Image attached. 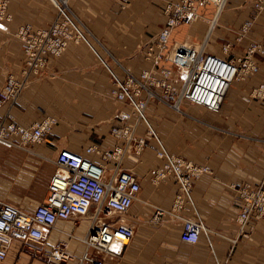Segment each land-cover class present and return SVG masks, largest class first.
<instances>
[{
  "label": "crops",
  "instance_id": "obj_1",
  "mask_svg": "<svg viewBox=\"0 0 264 264\" xmlns=\"http://www.w3.org/2000/svg\"><path fill=\"white\" fill-rule=\"evenodd\" d=\"M56 1L7 0L12 18L0 22V86L8 74H20L23 66L17 28L24 24L35 29L48 26L56 17ZM169 1L178 0H129L124 7L114 0H65L85 40L70 41L61 55L50 56L12 108L15 121L23 126L45 116L55 117L57 123L41 144L20 148L0 141L1 200L31 212L44 200L56 169L54 158L61 148L81 152L90 144L101 149L116 144L110 135L115 113L129 108L110 94L115 89L112 74L121 76L122 68L137 73L150 67L147 45L161 27V12ZM212 2L207 0L200 8L206 16L214 10ZM252 10L243 0H228L218 20L220 29L211 32L210 42L233 41V30L249 19ZM175 30L170 42L202 46L201 29L194 30L200 41L192 44L180 41L182 36L177 37ZM256 35H264V12L257 15L249 32V37ZM214 53L220 55L221 50ZM258 62L257 72L231 84L218 113L201 108L207 113L198 118L151 117L170 154L208 167L207 173L190 178L188 196L179 209L172 207L178 184L171 175L156 178L163 159L156 155V145L144 128L138 126L136 135L144 137L147 145L139 155L130 154L122 160V167L132 170L140 184L125 216L134 235L127 245H113L120 252L104 255L105 264H264V221L251 217L243 228L236 222L242 205L240 188L264 182V102L248 97L264 82V57ZM4 109L0 108V117ZM108 167L110 175L113 164ZM157 210H163L159 218ZM184 217L201 219L208 235L201 234L195 244L181 242ZM85 228L86 222H57L43 250L48 252L62 239L69 242L68 250L79 256L84 249L79 238L85 236ZM19 246L15 242L0 264H12Z\"/></svg>",
  "mask_w": 264,
  "mask_h": 264
},
{
  "label": "built area",
  "instance_id": "obj_2",
  "mask_svg": "<svg viewBox=\"0 0 264 264\" xmlns=\"http://www.w3.org/2000/svg\"><path fill=\"white\" fill-rule=\"evenodd\" d=\"M124 7L129 0H114ZM207 0H178L164 4V21L146 49L149 68L135 73L122 68V77L112 74L113 97L130 106V110L116 113L117 123L110 129L116 144L110 149L87 145L81 152L61 148L54 158L56 169L49 179L44 200L31 212L0 199V262H3L11 246L20 244L45 248L49 232L59 221L78 224L85 221L86 234L79 238L84 249L76 256L69 249V242L58 239L48 251V259L55 263L105 264L104 255L118 254L111 249L113 242L121 246L129 244L134 235L133 227L125 221L131 205L140 190L136 174L122 167L124 157L139 155L146 147V139L136 135L139 123L144 126L148 119L145 110L149 100L158 99L175 112L182 113L183 105L203 107L218 113L230 83L246 79L257 71L256 55H264V38L252 39L249 32L258 14L264 12V0H243L252 7V15L233 30V41L221 46L220 55L202 47L171 44L173 30L182 24H191L203 16L199 5ZM228 0H213V25L218 22ZM7 0H0V22L11 20ZM56 17L42 28L24 24L17 28L16 36L22 44L23 66L20 74H8L0 86V141L24 148L41 144L51 132L56 120L45 116L30 126L15 121L14 108L21 93L38 77L50 56L61 55L70 41L85 40L79 22L69 12L64 0L55 3ZM205 6V5H204ZM203 6V7H204ZM212 30L209 31V34ZM240 45L238 54L231 50ZM186 67L188 72L181 71ZM112 73V72H111ZM249 96L264 101V83L254 87ZM156 145V155L163 159L162 167L155 172L156 178L174 177L179 192L174 199V210L179 209L188 196L190 178L208 172L207 166L187 161L170 154L157 135L146 131ZM112 173L107 175L109 165ZM242 205L236 222L243 228L251 217L264 220V187L262 184H244L239 190ZM163 210H157L159 218ZM179 239L195 244L208 230L199 218H181ZM232 242H236L233 239ZM161 264H168L163 262Z\"/></svg>",
  "mask_w": 264,
  "mask_h": 264
},
{
  "label": "rangeland",
  "instance_id": "obj_3",
  "mask_svg": "<svg viewBox=\"0 0 264 264\" xmlns=\"http://www.w3.org/2000/svg\"><path fill=\"white\" fill-rule=\"evenodd\" d=\"M223 11L224 10H222V12ZM205 13H206V11L203 12V16H205V18H204L202 23L193 24L194 23L193 22L191 24H182V25L177 26L176 27L177 29L175 28L176 30L174 29L175 30V35H177V37L182 36L180 41H185L186 40L190 44L199 42L200 38L198 36V32L197 31H196V33L194 32V30L198 29V28L201 29V32L205 36V32L209 30V26H210V24L208 22V19L206 17H210V19H212L214 14H215L214 11L208 13V14H210V16H206ZM162 16H163V21H164L163 13H162ZM211 24H212V26L210 28V30H212L211 32H213L217 27H218V29H220L219 25H218V22H216V24L213 25L214 22L211 21ZM221 28H222V30H225L224 26L221 27ZM250 38H252V39L264 38V35H260V36L256 35V36H252ZM174 42L175 41H171L170 43L174 44ZM178 43H180V42H176L175 44L178 45ZM208 43H211V47H209L210 49H207V50H209L210 52H213V53L214 52L218 53L220 48H221V46L223 44H225L226 41H221L219 39H216V40L213 39L210 42V39H209ZM232 49H233V50H231L232 53L236 55V54H238V51H240L241 47H240V45H235ZM263 57H264V55H261V56L256 55L254 57V60L257 63V70L259 68L258 59L263 58ZM252 74H254V73H252ZM252 74H250L248 77L252 76ZM121 77H122V75H121ZM259 83H264V82H259ZM110 94H112V96H113V90L110 91ZM248 97H250V96H248ZM250 98H252V97H250ZM254 99H257V98H254ZM257 100H260V99H257ZM261 101H263V100H261ZM127 107L129 108L128 110H130V106L127 105ZM181 109H182V113L175 112L174 110L170 109L167 105H165L162 102H160L158 99H153L152 98V100L148 101V104H147V107H146V110H145V114H146V117L148 119V122H147V124H145L146 126H144L142 123H139V126L144 128L146 136H148L150 139H151V136L148 135L146 133V131L151 130L153 133H155L157 135L159 141L161 142V144L164 146L165 145V143H163L164 139L160 135H158V133H157L158 131H157L155 125L151 122V117L152 116H159L157 114H164L165 116L172 117V118H177L178 116H185V117L187 116V117H191V118H198L200 115H205L207 113V112H205V110H203V109H201L199 107H191V106H187V105H183L181 107ZM148 110H149V112H147ZM118 111H120V110H117L116 113ZM116 113H115V116H116ZM53 118L56 120V123H57V119L55 117H53ZM116 123H117V120L115 119V122L113 123V125L116 124ZM259 184H262L263 187H264V182H260V183L255 184V185H259ZM253 218H255V217H253ZM255 219H257V218H255ZM258 220L264 221L262 219H258ZM17 249L15 248V255H14V258H12V261H13L12 264H61V263H55L51 259H48V252H46L45 250H43L42 248H40V247H38L36 245H28V244H23L22 245V244H20L19 248H17Z\"/></svg>",
  "mask_w": 264,
  "mask_h": 264
},
{
  "label": "bare ground",
  "instance_id": "obj_4",
  "mask_svg": "<svg viewBox=\"0 0 264 264\" xmlns=\"http://www.w3.org/2000/svg\"><path fill=\"white\" fill-rule=\"evenodd\" d=\"M65 1V0H64ZM207 3V1L205 2V4ZM205 4H203V5H199L198 6V9H200V8H202ZM225 9V8H224ZM223 9V10H224ZM220 16H221V14H220ZM219 16V17H220ZM219 17H218V20H219ZM204 18H205V16H201L198 20H196L193 24H200V23H202L203 22V20H204ZM207 19H208V22H209V24H210V26H209V30L208 31H206L205 32V36H204V38H203V44H204V42L207 40V38L208 37H210V35H211V32H210V34H209V31H210V28H211V26H212V24H211V19L210 18H208V17H206ZM173 34V32L171 33V35ZM171 35H170V38H169V42H170V40H171ZM180 43H178V45H179ZM202 44V45H203ZM177 45V44H176ZM207 46H208V44L206 45V47H205V49H208L207 48ZM200 47H202V46H200ZM200 47H198V48H195V49H199ZM220 50H221V53H222V49L220 48ZM181 71H183V72H188V70H187V68L186 67H183V68H181ZM235 81H233L232 83H234ZM232 83H230V85H229V88H230V86H231V84ZM229 88H228V90H229ZM228 90H227V92H228ZM227 92H226V94H227ZM226 96V95H225ZM225 99V98H224ZM196 107H200V106H196ZM200 108H203V107H200ZM204 109V108H203ZM83 222H85V221H83ZM86 229V228H85ZM114 244H118L119 245V248H120V244L118 243V242H113L112 243V245H111V249H113L112 248V246L114 245ZM114 250V249H113ZM115 251H118V253L120 252L119 251V249L118 250H115Z\"/></svg>",
  "mask_w": 264,
  "mask_h": 264
}]
</instances>
